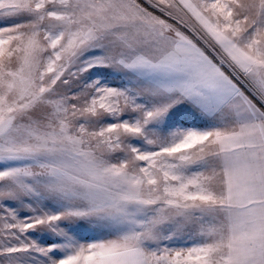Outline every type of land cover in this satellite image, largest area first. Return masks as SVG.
Segmentation results:
<instances>
[{
	"label": "snow or ice",
	"instance_id": "obj_1",
	"mask_svg": "<svg viewBox=\"0 0 264 264\" xmlns=\"http://www.w3.org/2000/svg\"><path fill=\"white\" fill-rule=\"evenodd\" d=\"M0 264H264V0H0Z\"/></svg>",
	"mask_w": 264,
	"mask_h": 264
}]
</instances>
